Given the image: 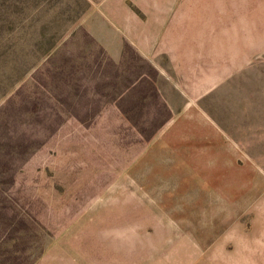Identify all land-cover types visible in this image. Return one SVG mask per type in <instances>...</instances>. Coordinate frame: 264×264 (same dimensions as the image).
I'll return each mask as SVG.
<instances>
[{
    "label": "rangeland",
    "instance_id": "obj_1",
    "mask_svg": "<svg viewBox=\"0 0 264 264\" xmlns=\"http://www.w3.org/2000/svg\"><path fill=\"white\" fill-rule=\"evenodd\" d=\"M101 1L0 0V264L240 257L232 242L218 250V230L203 235L202 212L241 170L249 183L242 203H227L223 230H251L247 207L264 194V42L251 61L194 58L195 46H219L191 43L222 34L219 0H180L160 58L189 92L222 78V63L243 64L200 103L254 153L178 154L172 143L184 140L165 136L199 124L167 122L183 95L167 90L179 106L165 108L152 97L171 85L150 62L129 48L107 53Z\"/></svg>",
    "mask_w": 264,
    "mask_h": 264
},
{
    "label": "crops",
    "instance_id": "obj_2",
    "mask_svg": "<svg viewBox=\"0 0 264 264\" xmlns=\"http://www.w3.org/2000/svg\"><path fill=\"white\" fill-rule=\"evenodd\" d=\"M179 2L180 0H102L99 3V12L102 16L100 20L104 21L108 30L106 33H97V37L112 58L122 57L126 48H129L156 68L163 81H167L165 84L171 85L169 89L165 87L162 89V97L158 94L156 96L154 92L151 93L152 97L161 100L160 104L164 108L166 103L168 106H179V104L171 102L175 96L167 91L174 92V87L179 86L178 90L183 95L181 103L183 109L176 111L167 122L170 124L198 123L199 125L191 132L187 126L182 127L184 128L183 132L188 131L187 134L178 133L176 135L175 133L178 131L176 129L165 136L167 141H170L171 138L172 141H174L173 139L184 140L181 146L179 142L172 143L173 148L182 149V151H177L178 154L251 155L254 152L244 149L238 141L234 140L220 127L218 119H214L202 109L200 103L203 98L220 88L232 74L241 69L243 64L239 63L233 68L234 70L228 72L227 62L222 63V71H220L224 75L222 78L196 92H189L180 85L182 82H179L180 78L171 75L168 69L170 66L164 65L160 58V52L163 44L167 41V32L172 24L174 13L178 10ZM218 8V28L222 34L220 33L218 37L197 35L191 43H219V46L207 45L200 50H196L195 46L192 50L194 58L208 57L225 60L245 58L250 61L257 59L260 51L258 46H253V44L264 42V0H219ZM191 65L196 66V63ZM186 81L183 80L185 84H187ZM165 100L166 102H164ZM227 139L229 141H226ZM208 178L211 179L209 176ZM223 181L220 185L218 184L220 192L213 200L217 206L206 207L207 209L202 212L203 235L209 236L208 240H211V236H215V231L218 230L217 234L220 236L218 250H227L223 244H226L227 241L232 242V251L239 252L240 257H220L218 260L198 259L193 261V264H264V194L247 207L250 208L252 215L250 232H244L235 226L232 229L233 234L226 237L227 234L223 229L226 227L227 203H242V187L247 186L249 182H244L241 170L233 178H225ZM228 186L234 187V189L232 190ZM196 198L203 199L201 195Z\"/></svg>",
    "mask_w": 264,
    "mask_h": 264
}]
</instances>
